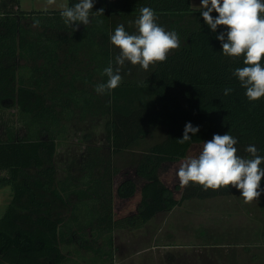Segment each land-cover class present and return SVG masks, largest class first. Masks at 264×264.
Listing matches in <instances>:
<instances>
[{
    "label": "trees",
    "instance_id": "obj_1",
    "mask_svg": "<svg viewBox=\"0 0 264 264\" xmlns=\"http://www.w3.org/2000/svg\"><path fill=\"white\" fill-rule=\"evenodd\" d=\"M11 1L16 10L0 11V105L16 108L25 132L20 135L10 127L6 139H0V172H5L0 186L12 190V200L0 218V264H67L61 244L88 230L102 239L96 252L112 259L114 230L140 229L158 213L192 198L240 194L233 187L216 191L191 183L181 187L176 176L181 161L197 156L214 134L235 137L242 157L249 156L245 151L249 145L264 156V98L250 102L233 75L245 65L242 57L222 54L216 36L226 28L212 32L202 16L194 21L201 9H194L192 0H93L91 22L80 24L74 32L61 11H22L19 0ZM77 2L69 0V7ZM142 7L153 9L157 23L178 34L180 47L166 62L147 71L126 63L120 86L110 94H97L96 85L107 81L103 69L119 54L109 33L121 24L135 33L134 21ZM99 9L103 15L96 13ZM180 15L191 16L190 25L180 26ZM25 17L33 23L38 20L37 27L43 30L26 26ZM63 50L66 59L60 63ZM225 88L232 91L224 95ZM87 116L109 118L107 140L112 154L146 138L150 126L164 127L166 136L131 166L119 168L108 161L107 182L95 172L103 164L101 156L87 162L80 180L74 175L58 179L57 140L67 132V122ZM189 122L199 126V132L178 143ZM71 195L77 201L70 215L61 216L59 211L53 215L52 202L66 204ZM117 202L135 209L118 215Z\"/></svg>",
    "mask_w": 264,
    "mask_h": 264
},
{
    "label": "rangeland",
    "instance_id": "obj_2",
    "mask_svg": "<svg viewBox=\"0 0 264 264\" xmlns=\"http://www.w3.org/2000/svg\"><path fill=\"white\" fill-rule=\"evenodd\" d=\"M61 4L69 6V0H55L52 5H48L46 0H19L20 9L28 12L61 11ZM200 4L201 0H192L195 8L200 9ZM10 8L16 10L17 6L11 0H0V11ZM22 22L30 28L43 30L34 26L30 17L23 18ZM65 51L60 53V63L66 59ZM17 62L34 65L32 61ZM3 103L7 105L10 102ZM17 118L16 108L0 105V139H6V132L10 127H15L20 135H24V126ZM108 119L107 116H87L85 119L74 118L66 123L67 132L57 140L55 166L58 179L63 180L67 175H74L80 180L87 170V162L101 156L103 164L99 165L95 172L107 182L109 177L104 172L108 161L111 162V166L119 168L131 166L143 151L162 141L166 136L164 127L150 126L146 138L128 150L112 154L107 140ZM3 175L5 172H0V177ZM105 187L107 188V185ZM220 199L222 198L201 199L195 208H190L191 212L186 211L188 208L184 211L177 208L167 215L166 224L163 214L142 230L122 228L114 230L112 259L105 255L100 256L96 252L102 245V239L93 237L89 230L83 234L76 233L67 245L61 244L63 252L69 258L67 264H264V250L253 245L261 244V240L256 239L252 242L254 237L248 234L249 231L257 234L263 230L260 224L253 225V217L247 210L249 204L244 203L240 195H230ZM11 200V188L0 186V218ZM67 200L66 204L60 201L52 202L53 215H57V211L64 217L70 215L71 207L77 198L71 195ZM234 201H240L239 209ZM120 207L121 209L117 211L118 215L135 209L134 205L120 204ZM250 208L255 211V206ZM196 209L198 211L194 212ZM255 212L258 213V208ZM182 223L183 226L189 223L191 232L195 233L180 229ZM104 259H107L105 263L102 262Z\"/></svg>",
    "mask_w": 264,
    "mask_h": 264
},
{
    "label": "clouds",
    "instance_id": "obj_3",
    "mask_svg": "<svg viewBox=\"0 0 264 264\" xmlns=\"http://www.w3.org/2000/svg\"><path fill=\"white\" fill-rule=\"evenodd\" d=\"M46 3L52 5L55 0H46ZM93 7V0H79L71 7L61 4L60 15L74 32L80 24L87 26L91 22ZM199 8L212 32L219 27L226 28V32L216 36L221 42L222 54L243 58L245 66L236 68L233 75L246 90V98L250 102L264 98V0H201ZM103 11L99 9L96 13L103 15ZM139 12L134 21L135 33L126 31L123 24L109 33L110 43L119 50V54L115 56L114 63L110 60L103 69L102 75L107 77V81L96 85L97 94H110L120 86L121 72L126 63L139 65L147 71L150 66L166 62L169 54L180 47L178 34L159 25L153 9L142 7ZM213 12L217 14L215 17ZM128 23L131 26L133 21ZM38 25L37 20L34 26ZM231 91V88H225L224 95ZM198 132L199 126L194 127L189 122L182 138L177 141L184 144L192 138L189 133L195 136ZM237 143L238 140L229 133L214 134L211 140L203 143L197 156H188L181 161L176 172L180 186L187 187L191 183L214 191L233 187L240 192L244 203L258 201L264 179V156L258 154L254 145H249L245 148L249 156L242 157L238 154Z\"/></svg>",
    "mask_w": 264,
    "mask_h": 264
},
{
    "label": "crops",
    "instance_id": "obj_4",
    "mask_svg": "<svg viewBox=\"0 0 264 264\" xmlns=\"http://www.w3.org/2000/svg\"><path fill=\"white\" fill-rule=\"evenodd\" d=\"M192 7L194 8V9H197V10H200V9H198V8H195L193 5H192ZM191 18V16H189V15H184V16H178V22H179V25L180 26H185V25H190V19ZM199 18H201V15L199 14L198 16L196 15L195 16V18H194V21H196V19H198L199 20ZM177 20V19H176ZM260 187H261V196L259 197V200L258 201H255L252 205H250L249 204V206L247 205V207L249 208H247V210H248V214H251L252 215V217H253V225H259L260 224V226H262L261 228L263 229L262 231H260V233H251L252 231H249V235H251V236H253L254 237V240H252V242H254V241H256V239H260L261 240V244H253V245H256L255 247H257V248H262V250H264V184H263V186L262 185H260ZM232 195H237V196H239L240 194H232ZM228 196H230V195H228ZM223 197L225 198V197H227V196H219L218 198H222L223 199ZM233 197V196H232ZM214 198H217V197H214ZM233 198H236V196H234ZM222 199H220V200H222ZM198 201V202H197ZM200 201H201V199H197V198H192V199H190V200H188V201H186V202H184V204L182 205V206H179V207H177V208H181L182 209V211H184V210H186L187 208H188V210H186V211H189L190 210V212L192 211L190 208H195V205H198L199 203H200ZM220 202V201H219ZM234 204L236 203V205L238 206V208L237 209H239V206L240 205H238L239 203H240V201H234L233 202ZM191 206H193V207H191ZM250 206H255V211H256V209L258 208V213H256L252 208H250ZM177 208H174L173 210H171V211H169V212H164V213H158L155 217H153L144 227H142V228H140L141 230L143 229V228H145V227H148L149 225H151V223L155 220V219H157L160 215H163V214H165L164 215V223L166 224L168 221V218H167V215L169 214V213H172L175 209H177ZM183 208H185V209H183ZM185 211V212H186ZM198 211V209H196L194 212H197ZM190 212H188V213H190ZM190 224L189 223H187V224H185L184 226H183V223H182V225H181V228L180 229H183V230H186V231H189L188 233H195L194 231L193 232H191V228H190V226H189ZM203 228V230H206V228L205 227H202ZM201 228V229H202ZM189 235V234H188ZM250 236V237H251ZM263 237V238H262ZM252 239V238H251ZM249 242V241H248ZM252 245V244H251ZM264 253V252H263ZM262 253V254H263Z\"/></svg>",
    "mask_w": 264,
    "mask_h": 264
}]
</instances>
